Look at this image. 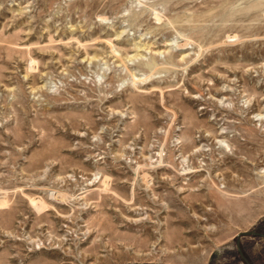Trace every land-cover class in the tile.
Masks as SVG:
<instances>
[{"label": "rangeland", "instance_id": "rangeland-1", "mask_svg": "<svg viewBox=\"0 0 264 264\" xmlns=\"http://www.w3.org/2000/svg\"><path fill=\"white\" fill-rule=\"evenodd\" d=\"M264 264V0H0V264Z\"/></svg>", "mask_w": 264, "mask_h": 264}, {"label": "water", "instance_id": "water-1", "mask_svg": "<svg viewBox=\"0 0 264 264\" xmlns=\"http://www.w3.org/2000/svg\"><path fill=\"white\" fill-rule=\"evenodd\" d=\"M248 235H262L261 233L257 232L256 230H245V231H241L237 234V248L238 251L241 255V257L243 258V260L247 263V264H252L249 262V260L246 258V256L244 255L242 248H241V238L242 236H248Z\"/></svg>", "mask_w": 264, "mask_h": 264}]
</instances>
